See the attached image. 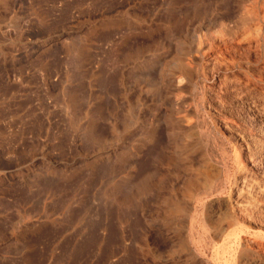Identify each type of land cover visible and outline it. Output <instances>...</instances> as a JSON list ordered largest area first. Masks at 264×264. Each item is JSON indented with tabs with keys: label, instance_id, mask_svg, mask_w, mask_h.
Returning a JSON list of instances; mask_svg holds the SVG:
<instances>
[{
	"label": "rangeland",
	"instance_id": "1",
	"mask_svg": "<svg viewBox=\"0 0 264 264\" xmlns=\"http://www.w3.org/2000/svg\"><path fill=\"white\" fill-rule=\"evenodd\" d=\"M0 264H264V0H0Z\"/></svg>",
	"mask_w": 264,
	"mask_h": 264
},
{
	"label": "bare ground",
	"instance_id": "2",
	"mask_svg": "<svg viewBox=\"0 0 264 264\" xmlns=\"http://www.w3.org/2000/svg\"><path fill=\"white\" fill-rule=\"evenodd\" d=\"M263 113V112H262ZM226 147V146H225ZM232 164V163H231ZM229 178V177H228ZM248 185V184H247ZM250 188V187H249ZM257 188V187H256ZM251 189V188H250ZM249 189V190H250ZM241 198H242V196H241ZM244 201V200H243ZM238 205V204H237ZM236 206V205H235ZM239 207V206H238ZM237 234V233H236ZM234 241H235V239H234ZM231 244H233V243H231ZM230 247V246H229ZM228 252V251H227Z\"/></svg>",
	"mask_w": 264,
	"mask_h": 264
}]
</instances>
